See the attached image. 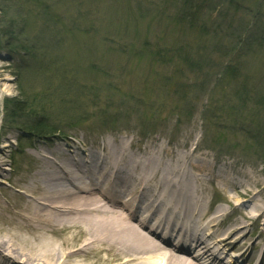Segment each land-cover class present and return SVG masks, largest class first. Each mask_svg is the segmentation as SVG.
Here are the masks:
<instances>
[{
  "label": "rangeland",
  "instance_id": "obj_1",
  "mask_svg": "<svg viewBox=\"0 0 264 264\" xmlns=\"http://www.w3.org/2000/svg\"><path fill=\"white\" fill-rule=\"evenodd\" d=\"M232 61L239 79L223 74ZM1 65L0 188L33 171L39 148L62 144L71 159L72 147L123 141L136 156L164 146L191 149L199 167L208 158L195 184L212 182L205 194L209 212L223 210L220 238L243 209L264 206V105L235 97L243 77L264 82V0H0ZM65 89L74 103L64 104ZM37 119L59 131L37 137ZM251 212L233 238L260 256L264 218Z\"/></svg>",
  "mask_w": 264,
  "mask_h": 264
},
{
  "label": "bare ground",
  "instance_id": "obj_2",
  "mask_svg": "<svg viewBox=\"0 0 264 264\" xmlns=\"http://www.w3.org/2000/svg\"><path fill=\"white\" fill-rule=\"evenodd\" d=\"M54 145L39 148L28 176L0 188L10 195L0 199V264H232L239 255L247 264L255 261L245 237L234 239L250 226L251 211L264 218V206L243 209V222L220 238L215 229L223 210L211 214L205 194L212 182L195 184L197 173L211 171L208 158L199 167L202 158L191 149L167 152L164 146L136 156L120 141L96 146L101 157L72 147L70 159L62 144ZM5 162L0 153L1 174ZM231 184L233 179L227 188ZM240 199L237 191L233 201ZM158 229L167 230L168 238L174 233L195 256L174 249ZM206 230L203 240L197 234Z\"/></svg>",
  "mask_w": 264,
  "mask_h": 264
},
{
  "label": "trees",
  "instance_id": "obj_3",
  "mask_svg": "<svg viewBox=\"0 0 264 264\" xmlns=\"http://www.w3.org/2000/svg\"><path fill=\"white\" fill-rule=\"evenodd\" d=\"M35 2H43L44 0H34ZM192 18V17H191ZM195 18V17H194ZM182 21V20H181ZM236 52V51H235ZM176 58V56H173V59ZM173 61V60H172ZM184 62H187V59L183 60ZM235 61H232L229 63V66L224 68L226 72H223L226 76L230 77L231 79H239V76L241 75L239 73V65L233 64ZM260 77V76H259ZM259 77L255 76H249L247 75L245 78V81L242 84L238 85V88L235 92V97L238 100V106L242 105H249L251 104H261L264 105V87H259L258 85L263 86L264 82H259ZM220 81V80H219ZM63 95V102L64 104H72L71 101L74 99L73 95H71V89H65L62 93ZM66 100H65V99ZM258 100V102H257ZM14 110L15 113H18L17 111H21L22 105L20 107V104H17V99L14 101ZM74 103V101H72ZM29 101L24 102V104L28 105ZM34 104L32 103V109H33ZM228 109L230 113L241 115L240 110L238 107L234 106L231 104V106H228ZM29 130L34 133L37 137H49L52 136L53 134L57 133L59 130L49 124L44 122L42 120H35L33 121L30 126Z\"/></svg>",
  "mask_w": 264,
  "mask_h": 264
}]
</instances>
